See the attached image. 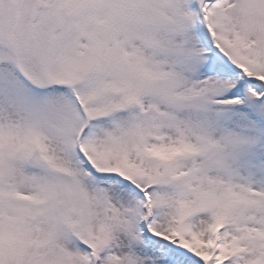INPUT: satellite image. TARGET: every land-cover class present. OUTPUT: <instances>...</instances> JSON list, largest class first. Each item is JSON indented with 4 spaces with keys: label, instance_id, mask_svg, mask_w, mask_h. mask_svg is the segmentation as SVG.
I'll return each mask as SVG.
<instances>
[{
    "label": "snow or ice",
    "instance_id": "1",
    "mask_svg": "<svg viewBox=\"0 0 264 264\" xmlns=\"http://www.w3.org/2000/svg\"><path fill=\"white\" fill-rule=\"evenodd\" d=\"M0 264H264V0H0Z\"/></svg>",
    "mask_w": 264,
    "mask_h": 264
}]
</instances>
